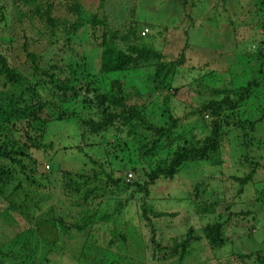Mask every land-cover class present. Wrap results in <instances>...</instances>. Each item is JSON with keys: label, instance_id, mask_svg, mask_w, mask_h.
Instances as JSON below:
<instances>
[{"label": "trees", "instance_id": "trees-1", "mask_svg": "<svg viewBox=\"0 0 264 264\" xmlns=\"http://www.w3.org/2000/svg\"><path fill=\"white\" fill-rule=\"evenodd\" d=\"M37 1L10 0V7L14 11L13 17L10 16L11 12L9 15L5 10L7 5L0 4V30L7 31L8 34L19 32L18 37L22 39L18 53L13 46V42H11L12 39L9 41V38H6L5 44L0 48V198L7 202L4 213L7 211L12 212L11 224L13 226L16 225L14 221L21 220L22 215L28 218L33 217L35 226L41 225L42 228V232L35 233L40 238L39 242L38 237L31 230H21L18 234H15L11 238L13 240L9 242L12 252H8L7 257L16 261V264H32L33 260L39 256L37 246L41 242L45 244L47 249L40 264H47V257L52 252L60 253L61 246L57 245L58 241L69 239L72 233L87 238L97 225L109 227L108 247L114 246L117 250L124 249L127 238L141 236L139 233L141 232L140 224L138 223V226L127 230L125 218L119 220L115 216L112 217L109 213L103 212V207L111 203L113 206L111 215H116L121 213L120 210L126 203L131 205L135 201L141 200V217L143 216L142 219L150 223L151 219L144 216L145 206L143 205L149 196V187L158 179L172 180L181 167L187 163L207 162L211 166L219 165L223 142L228 140L225 130L231 129L234 131L230 141L236 149H239V152L244 150V154L237 160V164L239 167L240 165L246 166L247 175L241 179H233L238 185L236 193L247 195V192H242V187L254 177L258 168H264V164L252 161V157L249 155V151H251L250 142L253 138L248 135V133L253 135L252 131L257 117V121L264 120L263 40L258 42L255 39V42L251 45V50L241 48L237 54L235 50L237 47L229 48L230 53L234 54V59H236L235 63L227 61L226 64V71L231 74L229 88L210 90L208 93L210 99L188 113V116L194 118L190 124L191 129L186 128L185 133L176 134V129L185 118L175 116V108L164 107L159 110L158 118L163 116L166 120L165 124L147 125V119L150 117L144 118L138 109L127 104L128 97L122 94L121 79L118 80L116 77L124 72H138L140 69H146L144 72L147 70L150 72L151 81L149 82L155 84L156 89H169V91L176 93L177 89L173 88L176 85L172 80L177 77L175 75L182 68L186 53L189 50L187 44L188 42L191 43L189 28H192L189 23L190 19L187 18L185 23L190 25L185 26V28L182 27L181 23L176 24L177 30H181L183 35V47L177 57L166 64L158 53L157 47L153 46L155 38L150 35L156 34L142 35V27L152 30L154 29L152 25L140 22L147 26H142L143 24L137 26V22L133 20V18L137 20V13L134 12V3L137 0H128L131 10L128 18L120 23L119 27L122 29L120 31L111 29L106 25L105 14L100 9L101 1L105 0H100L99 6L91 9L82 8L80 5L68 7L63 14L73 20L66 29V34L75 37L77 33L86 31L87 33L82 34L79 38L87 44L95 43L99 49V54L96 57L98 60L97 75L113 78L108 92L94 96V99L98 102L97 107L99 110L97 112L93 111L91 116L85 120L83 118L85 113L77 112V110L82 111L77 106V101L81 89L87 92V95H85L87 99L88 94L91 93V85L95 82L94 75L90 70L91 67L88 64H78L72 61L75 58L71 56L63 64L62 59L58 57L61 52L58 49L56 54L57 63L43 57L44 49L39 51V54L36 53L37 51L34 48V50L32 49L33 46L29 45L32 39L30 36L32 35L27 36L28 33L33 32L37 41H39L46 38V34L43 33L44 28L56 31L59 29L58 25L61 26V23L57 22L58 20L49 15L52 12L50 4L45 2V7L40 9ZM179 1L182 2L183 0ZM252 1L255 7L253 15L260 17L261 21L258 25L264 35V0ZM124 3L127 4V2ZM181 4L185 7L187 3ZM24 10L25 12H23ZM247 15L249 16V13ZM207 16L209 15H206V20H208ZM209 17L211 20L219 19V12L215 9L210 10ZM248 21L253 25L252 17L248 18ZM248 21L245 20V22ZM8 22L13 23L14 26H6ZM241 28L244 30V26ZM161 32V30L157 31V35ZM235 32L237 30L232 28V39ZM242 36L244 35L242 34ZM50 39L52 42L47 46L49 49L55 43V35ZM226 39L230 42V35H226ZM84 43L81 45H84ZM221 44L226 45L227 43L221 41L220 46L222 47ZM186 46L188 49H186ZM198 48L199 46H196L192 51L201 56L204 50H198ZM204 56H202L203 59ZM254 58L260 62L257 63L255 59L257 63L255 67L247 68L246 63L248 60ZM205 73L211 74V72ZM236 78H241L244 83L235 87L232 80ZM197 85L201 86L200 82ZM163 99L166 100V96ZM247 100L252 105L248 109L249 112L245 110L243 112L241 107L246 105ZM82 104L87 105L86 100L83 99ZM204 115L207 120H203ZM69 119L75 121L74 127L79 142L73 149L83 157V160H81L82 165L76 171L54 169L55 172L59 173L55 179H48V174L52 173V170L49 165L50 160H46V158L49 154L62 152L63 149L68 147L55 145L52 141L45 142L47 140V129L49 124L53 122H67ZM134 124L145 133L155 137V139L149 141V147L140 144L138 140L139 133H134ZM193 128L197 131L204 130L203 133L206 134L196 139L190 135ZM246 128H248V131L245 130ZM123 130L126 132L124 133ZM109 131H113V137L124 133L137 151L138 163L141 162L147 165L146 168H140V166H136L138 164L136 163L134 167L128 169L136 176V179L132 182H130V179H125L127 173L123 174L122 178L119 176V170L125 171L118 164L124 154L118 144L109 145L110 140L103 137ZM98 136L103 138H100L99 142L96 140V143L94 138ZM84 139L89 142L83 143ZM176 140L180 141L178 145H175L171 151L168 150L173 145V141ZM86 146L98 148L104 156L97 159L83 153ZM106 148L110 151H107ZM162 151H166L165 156L169 158L168 162L165 163L160 160L149 164ZM32 153H39V156L34 158ZM39 159L46 162L44 164L45 170L42 167L40 169L41 162ZM99 160H102V162ZM56 179L60 181L61 195L69 198L67 204L72 207V213L69 215L71 217L70 223H65L62 218L53 217V215H51L52 222H42L40 214L37 213L38 206L33 204L36 198L28 196L31 192L30 188L41 187L47 189L48 184L51 185V180ZM21 182L24 183L23 186H21ZM8 187H11L9 192H7ZM196 189L194 187V191ZM129 190L130 194L128 193ZM126 193L129 196L125 199ZM132 193L136 195V199L134 196L131 198ZM263 197L264 186L259 192L257 191L254 199L252 198V203H256L261 207L264 205ZM103 204L105 205L103 206ZM211 206L213 207L212 204ZM211 206H209L210 209L209 207H203V211L208 214L211 212ZM35 213H37L36 217ZM154 217L156 216L154 215ZM118 220L122 222L116 223ZM222 224L215 222L203 228L202 235L209 247H216L223 242L221 239ZM36 230H39V228ZM192 233L190 229L187 230L185 238L179 241V244H174L173 249L178 250V260L187 254L190 242H196L197 239L191 236ZM148 240L151 250L161 251L152 228H150ZM6 241L8 240L4 242ZM82 245L79 253L81 257L84 256L83 250L85 248L83 243ZM88 247L89 249L93 247V252L100 253L98 244H92L91 240ZM154 253L151 252L152 255ZM233 255V260H226L223 264H264V252L261 251ZM76 260H78V257ZM96 260L95 257L94 264H104ZM119 261L122 263L123 257L120 256ZM107 264L113 263L109 262Z\"/></svg>", "mask_w": 264, "mask_h": 264}, {"label": "rangeland", "instance_id": "rangeland-1", "mask_svg": "<svg viewBox=\"0 0 264 264\" xmlns=\"http://www.w3.org/2000/svg\"><path fill=\"white\" fill-rule=\"evenodd\" d=\"M45 2L50 4L52 8V12L49 15L53 19L58 20L57 22H60L61 26L58 25L59 29L56 31L44 28L43 33L46 34V38L39 41H37L33 32L28 33L27 36L32 35L30 36L32 39L29 45L33 46L32 49L34 48L37 54L44 49L43 57L53 63H57L56 54L58 49L61 51L58 57L62 59L63 64L71 56L75 58L72 61L78 64H88L91 67L90 70L96 83H92L88 99L85 97L87 92L81 89L77 101V106L82 109V111L77 110V112L85 113L83 118L86 120L93 111L97 112L99 110L97 107L98 102L94 99V96L108 92L113 78L97 75L98 60L96 57L99 54L98 47L95 43L87 44L80 40V36L86 34V31L77 33L75 37L66 34V29L70 26L73 19L65 16L63 12L65 13L64 10L66 8L76 5H80L85 9L96 8L99 6L100 0H38L37 4L40 5V9L45 7ZM124 2H127V4ZM181 3L187 4L184 7ZM0 4H6L5 10L9 15L11 12L10 16L13 17L14 11L10 7V0H0ZM101 4L100 9L105 14L106 25L111 29L122 30L119 27L120 23L128 18L131 10L128 0H105L101 1ZM134 6L137 20L134 18L133 20L137 22V26L141 24L140 22L152 25L154 28L152 30L142 27V35L156 34L150 35L155 38L153 46L157 47L158 53L166 64L170 60L175 59L183 47V35L181 30H177V25L181 23L183 28L190 24L192 25V28H189L191 43H187L189 50L186 53L182 68L175 75L177 77L172 80L176 85L173 87L177 89L176 93L169 91V89H156V85L149 82L151 81L150 72L148 70L144 72L146 69H140L138 72H124L116 77L118 80L121 79L122 94L128 97L127 104L133 105L138 109L144 118L150 117L147 119V125L158 126L165 124L166 120L163 116H159L162 119L158 118L159 110L164 107L175 108V116L185 118L176 129V134H183L186 128L191 129L190 124L194 119L188 116V113L210 99L208 94L210 90L214 88H229L231 74L226 71V64L227 61L229 63L236 62V59H234L235 55L230 53L229 48L237 47L235 49L237 54L241 48L251 50V45L255 42V39L258 42L264 41V35L258 25L261 21L260 17L253 15L255 7L252 0H183L182 2L179 0H137ZM214 9L219 12V19L211 20L209 17L210 10L213 11ZM248 13L253 18V25L248 21V18L250 19L247 15ZM205 14L209 15L207 16L209 21L205 19ZM187 18L190 19L189 25L185 23ZM245 20L248 22H245ZM142 24V26H147L144 23ZM6 26L14 25L8 22ZM240 26H244L247 34L244 33ZM232 28L237 30L233 39L231 37ZM15 30L18 31L17 29ZM160 30L162 32L158 34L159 38L157 39V31ZM54 35L55 43L49 49L47 46L52 42L50 38ZM226 35H230V42L226 39ZM18 36L19 32L8 34L7 31L0 30V48L5 44L6 38H9V41L12 39L11 42H13V46L18 53L22 43V39ZM221 41L227 44H221V47ZM82 43L84 45H81ZM87 45L88 47H86ZM196 46H199L198 50H204L201 56L192 51ZM186 49H188L187 46ZM202 56H204V59ZM255 59L248 60L246 63L247 68H254L255 64L260 62L256 59V63ZM205 72H211V74L208 75ZM233 74L235 75V73ZM194 80L195 82H193ZM198 82H200L201 86L197 85ZM232 82L235 87L244 83L241 78L233 79ZM164 96H166V100L163 99ZM83 99L86 100L87 105L82 104ZM251 105V102L248 101L246 105L241 107V110L249 112L248 109L251 108ZM238 113L240 114L239 111ZM203 120H207L205 115ZM257 120L258 117L255 119L256 124L252 131L253 135L248 133L253 138L250 142L251 151H249V155L252 157V161L264 164V120ZM74 122L69 119L67 122L49 124L47 140L43 141H52L55 145H63L68 148L63 149L62 152L49 154L46 158V160H50L49 165L52 170V173L48 174V179H55L59 173L55 172L54 169L76 171L82 165L81 160H83V157L73 149L79 142ZM134 126V133H139L138 140L140 144L149 147V141L155 139V137L145 133L137 125L134 124ZM245 130L248 131V128ZM203 131H197L193 128L190 135L199 139L206 134ZM112 132L109 131L103 137L110 140L109 145L118 144L119 148L123 150L124 156H122L118 164L125 171L119 170V176L122 178L123 174L127 173L125 179H130V182H132L136 179V176L128 169L138 163L136 158L137 151L125 137V130H123L124 133L114 137ZM224 132L227 133L228 140L223 142L219 165L211 166L207 162L187 163L181 167L172 180L164 181L163 179H158L149 187V196L143 205L145 206L144 216L147 219H151L150 223L145 222L142 219L143 216L141 217V200L135 201L131 205L126 203L120 210L121 213L116 215H111L113 209L111 203L106 206L103 204V212L109 213L110 216H115L119 220H123L122 218L126 219L125 227L127 230L138 226V223L140 224L141 232L139 233L141 236H132L127 238V240L125 239L127 243H125L124 249L117 250L114 246L108 247L109 227L97 225L87 238L72 233L69 239L58 241L57 245L61 246L60 253L52 252L47 257V264H94L95 257L97 262L100 261L104 264L109 262L113 264H223L226 260H233V254L254 251L264 252V205L259 207L258 204L252 203V198L254 199L257 191L259 192L264 186V168H258L254 177L242 187V192H247V195H238L236 193L238 185L233 178L241 179L247 175L246 166L240 165L239 167L237 164V160L244 154V150L239 152V149H236L235 145L230 141L234 135L233 130H225ZM103 137L94 138L95 142L97 143L96 140L99 142L100 138ZM87 142L89 141L83 140V143ZM179 142V140L173 141V145L168 150L171 151ZM236 146L238 147V145ZM84 150L85 152L83 153L93 158L101 159L104 156L96 147L86 146ZM106 150L110 151L108 148ZM165 153L166 151H162L149 164L160 160L167 163L169 158L165 156ZM32 156L37 158L39 153H32ZM39 161L41 162L40 169L42 167L45 170L44 164L46 162L42 161V159H39ZM99 161L102 162V160ZM136 166L146 168L147 165L139 162ZM128 174H131L129 179H127ZM23 185L24 183L21 182V186ZM194 187L197 188L196 191H194ZM10 189L11 187H8L7 192ZM30 191L28 196L36 198L33 204L38 206L37 213L40 214L42 222H52L51 215L62 218L65 223L71 222L69 215L72 213V207L67 204L69 198L61 195L60 181L58 179L51 180V185L48 184L47 189L41 187L35 189L32 187ZM128 193L130 194V190ZM128 193H126L125 199L128 198ZM133 196L136 199L134 193H132L131 198ZM18 201L20 202V200ZM26 205L28 204L26 203ZM209 206H211V212L207 214L203 211V207L208 208ZM6 208L7 202L0 198V264H16V261L6 256L8 252H12L9 244L13 240L11 238L21 230H31L38 237L37 240L39 242L40 238L35 233L38 231L42 232V228L40 227L41 225L35 226L33 217L28 218L22 215L21 220L14 221L16 225L13 226L11 224L12 212L7 211L4 213ZM50 210L52 212H49ZM37 213H35V217ZM119 220L116 223L122 222ZM215 222L223 223L221 235L223 242L212 248L209 247L204 239L202 230L205 226L212 225ZM38 228L39 230H36ZM150 228L154 232L157 245L161 251L151 250L148 240ZM189 229L194 233L191 236H194L197 240L195 239L196 242H190L187 254L178 260V250H174L173 246L174 244H179V241L185 238ZM5 240L8 241L4 242ZM90 240L92 244H98L100 253L93 252V247L89 249ZM82 243L85 248L83 250L84 256L81 257L79 253L81 251L80 247L83 246ZM37 249L39 256L33 260L32 264L42 263L47 247L40 242ZM151 252L155 253L152 255ZM120 256L123 257L122 263L119 261ZM77 257L78 260H76Z\"/></svg>", "mask_w": 264, "mask_h": 264}, {"label": "built area", "instance_id": "built-area-1", "mask_svg": "<svg viewBox=\"0 0 264 264\" xmlns=\"http://www.w3.org/2000/svg\"><path fill=\"white\" fill-rule=\"evenodd\" d=\"M129 178H131V175L130 174L127 175V179H129Z\"/></svg>", "mask_w": 264, "mask_h": 264}]
</instances>
